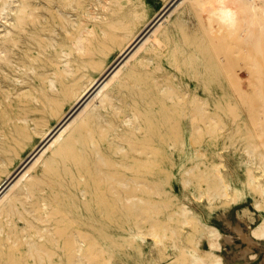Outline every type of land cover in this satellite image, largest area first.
I'll list each match as a JSON object with an SVG mask.
<instances>
[{
  "label": "bare ground",
  "instance_id": "obj_1",
  "mask_svg": "<svg viewBox=\"0 0 264 264\" xmlns=\"http://www.w3.org/2000/svg\"><path fill=\"white\" fill-rule=\"evenodd\" d=\"M149 1L0 3V105L15 86V108L0 114L9 125L0 137V264H95L160 193L158 151H195L192 140L226 115L237 121L239 99L246 104L255 87L249 148L264 162V0H217L242 37L218 55L203 40L190 44L187 31L171 42L160 30L184 0H164L146 19ZM165 43L176 58L156 74L142 50ZM189 263L212 264L195 254Z\"/></svg>",
  "mask_w": 264,
  "mask_h": 264
},
{
  "label": "rangeland",
  "instance_id": "obj_2",
  "mask_svg": "<svg viewBox=\"0 0 264 264\" xmlns=\"http://www.w3.org/2000/svg\"><path fill=\"white\" fill-rule=\"evenodd\" d=\"M163 3L164 0H150L146 19L155 17ZM192 6L191 0L182 1L169 17L172 20L161 25V31L169 30L171 42L183 39L187 31L185 38L190 44L203 40L215 50L214 54H221L223 48L241 40L232 25L217 14V0H198ZM177 15H182L184 26L174 22ZM5 21V16L0 17V22ZM170 49L165 43L153 50H142L147 52L149 66L160 65L156 74L171 69L176 57ZM191 57L192 51H188L187 61ZM10 87L0 114L15 108L10 105L15 86ZM258 91V87L249 90L246 104L239 99L241 116L237 121L226 115L222 127L216 126L205 138H194L195 151H158L160 193L148 202L147 213L131 220L125 234L114 236L109 252H98L97 264H190L193 254L212 264H264V224H260L264 221V193L259 191L264 189V162L260 160L261 151L249 148L250 131L254 133L256 128V120L250 118L249 112ZM3 118L0 115V137L9 126ZM170 157L174 163L166 170ZM211 175L215 190L209 196ZM259 224L262 229L256 227Z\"/></svg>",
  "mask_w": 264,
  "mask_h": 264
}]
</instances>
